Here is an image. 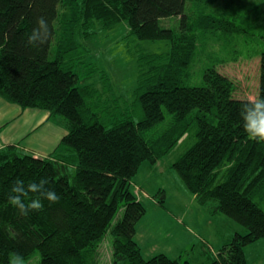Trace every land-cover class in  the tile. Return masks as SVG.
Wrapping results in <instances>:
<instances>
[{
    "label": "trees",
    "instance_id": "16d2710c",
    "mask_svg": "<svg viewBox=\"0 0 264 264\" xmlns=\"http://www.w3.org/2000/svg\"><path fill=\"white\" fill-rule=\"evenodd\" d=\"M218 3L0 0V95L22 107L48 110L67 130L51 158L15 145L0 149V264H11L13 255L26 259L35 249L39 264H98V247L106 235L111 237V264H179L163 252L143 256L134 233L145 208L132 177L142 163L154 164L165 156L191 127L196 139L172 168L200 203H210L245 230L235 232L206 264H247L244 246L264 238V140L245 132L240 110L264 96V49L256 53L258 94L254 99L235 96V81L216 65L239 58L240 52L224 55L226 44L236 41L244 28L235 21L236 11ZM166 17H174L178 25L163 26ZM41 19L46 25L40 42L29 45L27 34ZM120 21L131 35L165 39L169 47L142 55L148 66L135 96L140 118L106 126L87 115L85 87L67 54L76 47L78 32H93L84 26L108 28ZM207 45L211 56L217 57L218 50L224 55L204 68L202 83L187 84L192 59ZM41 178L59 200H43L41 210L25 216L11 205L10 188L16 179L27 185ZM33 198L37 194L32 192L23 197Z\"/></svg>",
    "mask_w": 264,
    "mask_h": 264
},
{
    "label": "rangeland",
    "instance_id": "374dc122",
    "mask_svg": "<svg viewBox=\"0 0 264 264\" xmlns=\"http://www.w3.org/2000/svg\"><path fill=\"white\" fill-rule=\"evenodd\" d=\"M216 1L219 2L218 6L222 5L220 3L227 4L225 8L228 11L238 13L235 21L243 26L244 30L236 35V41L226 44L228 48L225 55L221 50H218L214 53V55L217 54V57L211 56L208 45L204 51L199 50L191 61L185 82L190 85L202 83L204 68L216 62L222 55L228 56L240 52L237 60L218 64L216 68L235 81V96L254 99L258 94L259 83V56L256 53L264 49V0ZM188 11L189 8H186V12ZM231 12H228L227 15L232 14ZM161 24L175 27L178 25V20H175L174 17H166L162 18ZM82 29L93 32L87 36H81L80 32L75 35L73 41L76 42V47L69 55L67 54V60L77 73L79 83L85 87L84 100L88 108L87 115L94 114L92 117L106 126H111L114 122L122 119L138 120L141 116V108L136 102L135 96L148 66L146 63L148 57L142 55L164 52L169 47L168 42L161 38L139 39L129 33L128 27L123 21L108 28L89 24ZM51 49H53V44ZM247 54L252 56H247ZM194 132V127H191L188 134L158 160L154 165L157 169L155 175L148 174L147 171L142 172L143 179L148 178L147 180H149L143 185V188L136 184L133 185L134 190L136 186L139 188L138 197L145 208L142 221L138 223L134 233V238L140 243L139 246L144 257L166 250L167 247L162 244L163 241L170 242L172 245L177 239L175 233L178 228L173 224L168 227L167 219L170 217L168 210L174 212L175 199L178 202L182 191L176 189L171 173L176 175L182 189H185L188 195H191V192L184 187L171 163L193 144L196 139ZM142 165L133 176L132 181L139 180ZM160 199L164 200L162 204L158 202ZM184 201L187 204L188 200L184 198ZM209 204L205 205L209 206ZM120 214L121 212H118L116 218ZM206 215L207 213L203 212L199 218L196 217V221L207 228L205 231L210 234L208 232L209 225L205 220ZM168 229L170 234L165 235ZM159 235H163L160 242L158 241ZM189 237H191L190 234ZM110 239V235H106L98 247V264H111ZM199 249L200 245L198 244L191 248L190 246L186 247L180 252L179 264H183L186 259L193 262L191 258ZM171 252L173 253V251ZM249 261L251 262V259ZM39 262L40 255L37 249L24 259V264H39Z\"/></svg>",
    "mask_w": 264,
    "mask_h": 264
},
{
    "label": "crops",
    "instance_id": "0c3cea01",
    "mask_svg": "<svg viewBox=\"0 0 264 264\" xmlns=\"http://www.w3.org/2000/svg\"><path fill=\"white\" fill-rule=\"evenodd\" d=\"M66 132L67 130L59 116L52 115L45 109L22 107L0 95V149L7 145H15L19 150L33 156L51 158L56 155V148ZM157 162L154 164L143 163L140 171L141 176L139 180L132 181V185L136 184L143 188V185L149 180H147L148 178L143 179L142 172L147 171L148 174L155 175L157 169L154 165ZM171 176L176 189L182 191V196L178 198V202L176 199L175 204L173 202L174 206L176 205L174 212L168 210L170 217L167 219L168 227L173 224L178 228L177 233H175L177 239L172 245L170 242L163 241L162 244L167 248L160 252L178 260L182 250L198 244L200 249L191 258L193 262L187 259L186 261L189 264H206L216 257L219 249L231 239L233 232H244L245 230L228 216L212 210L210 205L200 203L193 193H191L192 196L188 195L187 191L182 189L176 175L171 173ZM184 198L188 200L187 204ZM203 212L207 213L205 220H207L206 224L209 225L208 232L210 234L205 231L207 228L196 221V217L199 218ZM142 218L136 222L135 230ZM169 234L168 229L165 235ZM162 238L163 235H159L158 241L160 242ZM137 243L140 245L138 241ZM243 250L247 264H264V238L252 241L245 245Z\"/></svg>",
    "mask_w": 264,
    "mask_h": 264
},
{
    "label": "clouds",
    "instance_id": "9594fccd",
    "mask_svg": "<svg viewBox=\"0 0 264 264\" xmlns=\"http://www.w3.org/2000/svg\"><path fill=\"white\" fill-rule=\"evenodd\" d=\"M46 22L38 21V28L27 34V43L35 45L40 42V30L45 27ZM240 119L245 132L252 138L264 140V96H258L253 101L241 106ZM48 180L41 178L39 182L25 184L22 179H16L11 188L9 201L17 208L21 214L27 216L31 212L39 211L43 208V200L49 203H56L59 200L58 194L51 188L46 187ZM29 192L36 193L37 198L24 200ZM11 264H24V259L20 255H13Z\"/></svg>",
    "mask_w": 264,
    "mask_h": 264
},
{
    "label": "built area",
    "instance_id": "2783aa9c",
    "mask_svg": "<svg viewBox=\"0 0 264 264\" xmlns=\"http://www.w3.org/2000/svg\"><path fill=\"white\" fill-rule=\"evenodd\" d=\"M140 190H139V188L136 186V188H135V190H134V193L137 195V197H138V192H139ZM139 198V197H138Z\"/></svg>",
    "mask_w": 264,
    "mask_h": 264
}]
</instances>
